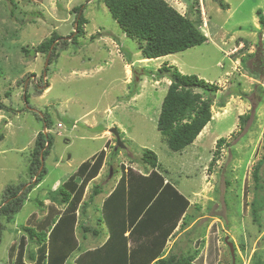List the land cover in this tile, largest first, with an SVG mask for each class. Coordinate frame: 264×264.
Listing matches in <instances>:
<instances>
[{
    "label": "rangeland",
    "instance_id": "obj_1",
    "mask_svg": "<svg viewBox=\"0 0 264 264\" xmlns=\"http://www.w3.org/2000/svg\"><path fill=\"white\" fill-rule=\"evenodd\" d=\"M166 1L193 20L199 8L208 42L147 60L139 43L121 31L104 0H0V101L16 111L30 108L17 113L0 110V206L7 187H27L31 182L35 131L45 128L36 112L50 117L47 132L53 140L44 161L47 173L39 189L29 195L33 200L3 231L0 264H16L20 239L26 235L21 228L29 225L33 213L46 212L35 203L50 204L54 187L83 165L94 163L105 142L98 134L112 123L109 130H118L122 145L109 133L108 167L95 199L98 203L108 194L110 185L105 183L121 176L110 177L109 170L123 167L147 174L142 160L151 150L166 180L191 202L190 220L168 245L173 254L199 250L195 264H255L256 255L264 252V211L259 221L253 215L254 201L264 210V28L257 14L259 9L264 13V0H225L228 10L214 0ZM77 6L84 8V34L66 50L60 49L58 58L46 67L47 54L36 53L35 48L54 31L63 38L75 34ZM243 58L250 60L244 63ZM165 64L219 86L213 120L181 152L172 151L158 130L169 87V79L160 72ZM222 97H228L223 108ZM240 116L249 120L242 124ZM95 123L96 128L89 127ZM220 138L226 142L219 146ZM258 163H262L259 188L254 179ZM95 185L88 187L86 200ZM83 217L98 229L94 245L100 244L107 228L102 207L98 217ZM28 243L24 264H31L30 255L37 249ZM228 243L234 246V257ZM74 257L76 253L69 262ZM261 260L264 263V254Z\"/></svg>",
    "mask_w": 264,
    "mask_h": 264
},
{
    "label": "trees",
    "instance_id": "obj_2",
    "mask_svg": "<svg viewBox=\"0 0 264 264\" xmlns=\"http://www.w3.org/2000/svg\"><path fill=\"white\" fill-rule=\"evenodd\" d=\"M214 1L221 9H229L225 0ZM104 3L126 37L139 43L143 59H158L208 42V37L201 29L202 18L199 15V8L196 10L197 18L193 20L183 16L166 0H104ZM80 10L81 6L74 9L78 33L71 41L63 40V37L54 31L48 39L35 48L36 53L48 55L53 43L58 41L52 51L49 65L58 58L60 49L66 50L70 43H74L84 34V25L87 20L83 14L78 19ZM257 14L264 28V13L259 9ZM25 52L30 53L26 49ZM248 60L250 58H243L244 63ZM259 65L262 66V64ZM160 72L171 83L161 107L158 130L167 137L168 146L172 151L181 152L193 145L213 120L212 107L219 86L208 83L196 75H185L176 67L167 64L160 68ZM26 98H28V92ZM227 98H221L220 107H225ZM27 109L30 108L16 111L0 101L1 111L17 113ZM35 114L44 121L47 130H50V117L46 114L40 116L38 112ZM239 120L245 124L249 118L240 116ZM224 142L226 138H220L218 145ZM34 145L29 166L31 182L26 188H24L26 184L9 186L3 195L0 206V248L6 224L13 222L14 217L28 200L30 192L41 183L47 173L45 166L40 173L39 170L42 166L41 155L45 161L50 154L53 145L51 134L39 132ZM105 155L106 152L102 150L99 155H96L91 166L83 165L58 190L50 194L53 202L67 206L64 213L54 215V211L51 210L52 214L45 219L38 220L35 215L28 219L29 225L21 228L27 236L24 235L20 239V253L16 264H24V250L28 242L37 246L36 254L30 255L31 264H66L70 254L78 247L74 234L76 210L89 181L99 173ZM142 161L149 168L147 174H140L130 168L129 173L121 177L113 193L104 202L103 219L111 231L107 242L102 247L85 253L77 260L79 264H125L126 261L127 264L128 262L151 264L154 261H156L154 264H195L199 250L188 253L180 251V254L170 252L167 256L160 258L163 256L168 237L177 228L181 218L184 216L181 229L190 220L188 211L191 202L169 181L165 183L166 178L161 172L162 167L153 151L144 152ZM261 166L262 163H258L254 170V179L258 188L261 186ZM101 192V186H96L91 200L94 201ZM127 202L130 203L128 207ZM37 203L40 207L44 206V201ZM253 207V215L256 221H259L264 211L263 204L259 205V202L254 201ZM127 227H132L131 237L136 244L129 257L127 238H124ZM81 228L83 237L93 235L98 238V229L93 230L90 226ZM152 237L155 239L149 241ZM13 251H16V247L15 250L12 249V253ZM262 254L264 252L256 255L255 264H264L261 260Z\"/></svg>",
    "mask_w": 264,
    "mask_h": 264
},
{
    "label": "crops",
    "instance_id": "obj_3",
    "mask_svg": "<svg viewBox=\"0 0 264 264\" xmlns=\"http://www.w3.org/2000/svg\"><path fill=\"white\" fill-rule=\"evenodd\" d=\"M147 60H150V59H147ZM131 70H132V68H131ZM125 75H126V77L128 78V75H129V71L128 70H126L125 69ZM131 82V81H130ZM170 80H169V85H170ZM107 110H109V109H106L105 110V112L107 111ZM110 112H108V114H109ZM96 123L94 124V126H92V125H89V127L90 128H93V127H95L96 128ZM112 125H113V123H112ZM112 125L110 124V125H107L106 127H103V130H102V132H100L99 134H98V136H99V138L101 139V140H105V142H104V148H103V150L106 152V150H107V146L109 145V141H111V138L109 137V133H111L110 131L111 130H109V128H111L112 127ZM38 133H39V130H36L35 131V136L37 137V135H38ZM112 136V135H111ZM102 151V150H101ZM101 151H99V152H101ZM96 155H98V153L96 154ZM107 167H108V157H107V155H105V158H104V162H103V164H102V167H101V169H100V171H99V173L97 174V176L95 177V178H93L91 181H89V183H88V185H87V187H86V189H85V193H84V196H83V198H82V201L79 203V207H78V209L76 210V223H75V226H74V234H75V238H76V240H77V242H78V247H77V249L74 251V252H72L71 254H70V256H69V258H68V260H67V262H66V264H79L78 263V259L80 258V257H82L85 253H87L88 251H93V250H95V249H97V248H100V247H102L106 242H107V240H108V238H109V236H110V233H111V231H110V229L108 228V225H107V228H106V231L105 232H103V236H104V240L100 243V244H97V245H94V243H96V237H94L93 235H89L87 238H85V237H83L82 236V228L81 227H83V226H86L87 224V221L85 220V218L83 217L84 215L87 217V219L88 220H91L93 217H98L99 215H100V208L102 207V216H104V213H103V209H104V202H105V200L113 193V191L115 190V188H116V186L118 185V183H119V181H120V179H121V177L122 176H124V175H127L129 172H128V170L129 169H123L122 167L120 168L121 170H116V169H113V168H111V170H109L110 172V177H114V175H113V173H116V176L117 175H119L120 173H121V176H119V178H118V180L116 181V182H114V181H111L110 183H105V184H109L110 185V187H109V191H108V194H107V196L105 197V199H104V202H102V203H98L96 200H94V201H92L91 200V196H92V194H90V197H89V199L88 200H86V191H87V189H88V187L90 186V184H92L93 182H96V185L93 187L94 189H95V187L96 186H101V188H103V186H102V184H100V183H102L101 181H102V179H103V177H104V175H106V171H107ZM78 171V170H77ZM76 171V172H77ZM111 171H112V173H111ZM108 173V174H109ZM116 178V177H115ZM114 179V178H113ZM43 181V180H42ZM41 181V182H42ZM68 181V180H67ZM166 182H168V180H166L165 181V183ZM65 183V182H64ZM64 183H62L60 186H59V188L64 184ZM41 184V183H40ZM40 184L38 185V186H36L33 190L35 191V190H37V189H39V187H40ZM59 184V183H58ZM129 187V186H128ZM59 188H57L56 189V187H54V189L49 193V195L52 193V192H54V191H56V190H58ZM32 190V191H33ZM31 191V192H32ZM179 191V190H178ZM30 192V193H31ZM180 192V191H179ZM181 193V192H180ZM30 195V194H29ZM51 197V196H50ZM49 198L48 197H46V201L48 200ZM95 199H97V197L95 198ZM187 199H188V197H187ZM31 200H33V199H31L30 198V196H28V200L26 201V202H28V201H31ZM37 200V198H35L34 199V202ZM38 201V200H37ZM40 201V200H39ZM44 201V208H45V210H46V212H45V214L41 217L40 215H38V213H33L32 215H35L36 216V219H38V220H42V219H45L47 216H49V215H51L52 214V212H51V210L52 211H54V215H61L62 213H64V211H65V209H66V205H61V204H59V202H53V200H51V203L50 204H47L46 202H45V200H43ZM26 202H25V204H26ZM36 205H38L39 207H40V205H39V203H35ZM130 205V203L129 202H127V207ZM42 206L40 207V208H43ZM87 209V210H86ZM86 211H88V214L86 215ZM31 215V216H32ZM30 216V217H31ZM41 217V218H40ZM183 219H184V216L181 218V220L178 222V225H177V228L176 229H174V231L172 232V234L168 237V240H167V243H166V246H165V248L163 249V256H161L160 258H162V257H165V256H167L170 252H172L173 251V248L172 247H170V249H168V245H169V243H170V240L172 239V237L177 233V232H180V229H181V227H182V225H183ZM89 223V222H88ZM180 223V224H179ZM27 224V223H26ZM86 224V225H85ZM87 226H92V225H90V224H88ZM131 232H132V227H127V230H126V232H125V234H124V238H127V248H128V257H129V255H130V253L132 252V250L135 248V246H136V244H135V242L133 241V238L131 237L132 235H131ZM154 236H156V234L154 235ZM151 239H155L154 237H152V238H150L149 239V241H151ZM91 242H93V243H91ZM81 247V250H79V248ZM84 249V251H82L83 249ZM76 253V257H74L73 258V260H72V262H69V259H70V257H72L74 254ZM199 256H200V254H199ZM199 261H200V258H199ZM69 262V263H68ZM109 262V261H108ZM156 261H154V262H152L151 264H154ZM125 264H127V261H126V263ZM128 264H130V262H128ZM197 264H199V263H197ZM201 264V263H200Z\"/></svg>",
    "mask_w": 264,
    "mask_h": 264
},
{
    "label": "water",
    "instance_id": "obj_4",
    "mask_svg": "<svg viewBox=\"0 0 264 264\" xmlns=\"http://www.w3.org/2000/svg\"><path fill=\"white\" fill-rule=\"evenodd\" d=\"M83 10H84V8H82V9L80 10V12H79V16H78V19H80V17L82 16V14H83ZM77 33H78V22L75 23V34L72 35V36L66 37V38H62V39H63V40H67V41H71V40L77 35ZM57 42H58V41H56V42L53 43V45H52V47H51V49H50V51H49V53H48V55H47V59H46V67L49 65V61H50V58H51L52 51H53V49H54V47H55V45H56ZM44 75H46V72L44 73ZM26 93H27V86L25 87V93H24V97H25V99H26ZM44 133H45V134L48 133V132H47V128H46V126H45V128H44ZM111 133L116 137V139H117V141H118V145L121 146V145H122V143H121V137H120V133L118 132V130H117V129H112V130H111ZM119 146H118V147H119ZM41 161H42V166H41V168H40V170H39V173L42 171V169H43V167H44V158H43V155H41ZM111 173H112V171H111ZM25 188H26V187H25ZM228 244H229V246H230V248H231V252H232V255H233V257H234V246H233L231 243H228Z\"/></svg>",
    "mask_w": 264,
    "mask_h": 264
},
{
    "label": "built area",
    "instance_id": "obj_5",
    "mask_svg": "<svg viewBox=\"0 0 264 264\" xmlns=\"http://www.w3.org/2000/svg\"><path fill=\"white\" fill-rule=\"evenodd\" d=\"M62 127H63V125H62V124H60V125H59V128L61 129Z\"/></svg>",
    "mask_w": 264,
    "mask_h": 264
}]
</instances>
